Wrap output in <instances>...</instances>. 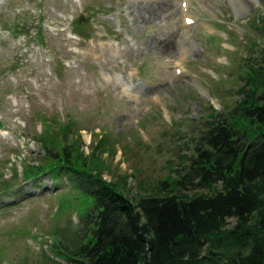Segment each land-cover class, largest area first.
<instances>
[{
	"label": "rangeland",
	"instance_id": "1",
	"mask_svg": "<svg viewBox=\"0 0 264 264\" xmlns=\"http://www.w3.org/2000/svg\"><path fill=\"white\" fill-rule=\"evenodd\" d=\"M138 2L158 15L140 22ZM263 4L0 0V186L6 185L0 187V264L62 260L53 253L55 242L75 243L82 225L83 204L64 179L57 186L47 174L22 180L43 155L38 117L54 130L60 120L72 121L69 137L78 135L85 155L99 138L112 139L115 155L108 162L120 173H135L130 186L135 167L143 177L176 173L206 109L232 108L242 61L264 49ZM36 11L41 21H28V12ZM16 20L28 24L31 37L10 33L6 27ZM103 175L110 180V172Z\"/></svg>",
	"mask_w": 264,
	"mask_h": 264
},
{
	"label": "trees",
	"instance_id": "2",
	"mask_svg": "<svg viewBox=\"0 0 264 264\" xmlns=\"http://www.w3.org/2000/svg\"><path fill=\"white\" fill-rule=\"evenodd\" d=\"M259 20L264 37V16ZM80 22L72 24L79 29ZM11 28L15 35L29 33L21 20ZM241 71L235 104L206 109L176 173L143 177L135 167V186L128 183L135 173L108 162L115 155L112 139L99 138L85 155L78 135L69 137L72 121H53L54 130L38 117L41 166L30 163L26 176L65 178L83 204L77 240L55 242L53 253L62 260L45 264H264V49L248 53ZM103 172L111 173L110 181Z\"/></svg>",
	"mask_w": 264,
	"mask_h": 264
},
{
	"label": "bare ground",
	"instance_id": "3",
	"mask_svg": "<svg viewBox=\"0 0 264 264\" xmlns=\"http://www.w3.org/2000/svg\"><path fill=\"white\" fill-rule=\"evenodd\" d=\"M142 3H137V8H139V19L140 22L145 23L146 21L150 19H154L156 15H158L155 8H152V6L144 7ZM186 17H189L188 15Z\"/></svg>",
	"mask_w": 264,
	"mask_h": 264
},
{
	"label": "water",
	"instance_id": "4",
	"mask_svg": "<svg viewBox=\"0 0 264 264\" xmlns=\"http://www.w3.org/2000/svg\"><path fill=\"white\" fill-rule=\"evenodd\" d=\"M0 127H2V122H0Z\"/></svg>",
	"mask_w": 264,
	"mask_h": 264
}]
</instances>
